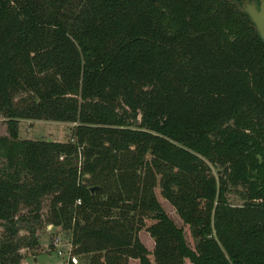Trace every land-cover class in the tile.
<instances>
[{
  "label": "trees",
  "instance_id": "16d2710c",
  "mask_svg": "<svg viewBox=\"0 0 264 264\" xmlns=\"http://www.w3.org/2000/svg\"><path fill=\"white\" fill-rule=\"evenodd\" d=\"M0 118V264L36 244L44 197L88 264H264V42L228 0H0Z\"/></svg>",
  "mask_w": 264,
  "mask_h": 264
},
{
  "label": "rangeland",
  "instance_id": "374dc122",
  "mask_svg": "<svg viewBox=\"0 0 264 264\" xmlns=\"http://www.w3.org/2000/svg\"><path fill=\"white\" fill-rule=\"evenodd\" d=\"M75 124L66 122H53V121H37V120H20L18 122V138L21 140L41 141V142H58L69 143L72 142V130ZM0 136H8V128L4 119L0 118ZM211 174L218 179L222 173V167L219 165L212 166ZM240 191V189H238ZM157 199L160 202L164 212L176 224L177 227L182 228L184 231L185 239L190 248H194L196 242L191 235V229L178 218L174 209L159 195L157 191ZM228 201L234 206H240L242 201L239 199L238 192L228 195ZM48 204L49 197L42 199V208L40 210V220L33 222L35 229L34 239L36 244L34 247H26L23 245L19 250L22 256L20 264H69L67 261L68 255L72 254L70 231L63 230L61 227H54L48 222ZM26 209L21 210V214H26ZM152 224L151 220H146L145 225ZM2 228L0 226V232ZM20 237L28 235L27 230L23 229L19 232ZM139 239L146 247L152 258L151 254L154 248V241L145 230L138 233ZM55 239H60L59 248H54L53 243ZM71 246V249L70 247ZM58 250L62 252V256L57 254ZM77 259V264H88L89 256L73 255ZM72 264V263H71ZM128 264H139L137 260H130ZM184 264H190L185 260Z\"/></svg>",
  "mask_w": 264,
  "mask_h": 264
},
{
  "label": "water",
  "instance_id": "95a60500",
  "mask_svg": "<svg viewBox=\"0 0 264 264\" xmlns=\"http://www.w3.org/2000/svg\"><path fill=\"white\" fill-rule=\"evenodd\" d=\"M228 1L249 18L257 35L264 42V0H253L252 2L248 0L242 3H239L237 0ZM94 190L95 188H91V193H93Z\"/></svg>",
  "mask_w": 264,
  "mask_h": 264
},
{
  "label": "built area",
  "instance_id": "2783aa9c",
  "mask_svg": "<svg viewBox=\"0 0 264 264\" xmlns=\"http://www.w3.org/2000/svg\"><path fill=\"white\" fill-rule=\"evenodd\" d=\"M78 204H79V202H77ZM60 244V239H55V241H54V243H53V247L54 248H59V245ZM59 245V246H58ZM70 247V249H71V246H69ZM60 249V248H59ZM57 254L59 255V256H62V252L60 251V250H58V252H57ZM67 261H68V263H72V264H77V259H76V257H74L73 255H71V254H69L68 255V258H67Z\"/></svg>",
  "mask_w": 264,
  "mask_h": 264
},
{
  "label": "flooded vegetation",
  "instance_id": "af4514ba",
  "mask_svg": "<svg viewBox=\"0 0 264 264\" xmlns=\"http://www.w3.org/2000/svg\"><path fill=\"white\" fill-rule=\"evenodd\" d=\"M239 3H242L243 1H248V0H237ZM250 2H252L253 0H249Z\"/></svg>",
  "mask_w": 264,
  "mask_h": 264
}]
</instances>
